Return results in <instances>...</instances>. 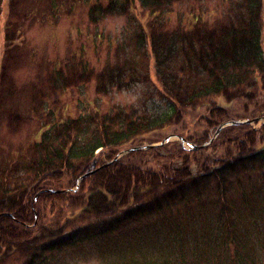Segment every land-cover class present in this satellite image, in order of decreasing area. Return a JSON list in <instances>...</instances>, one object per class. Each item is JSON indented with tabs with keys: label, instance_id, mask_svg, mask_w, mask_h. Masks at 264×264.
Returning <instances> with one entry per match:
<instances>
[{
	"label": "trees",
	"instance_id": "obj_1",
	"mask_svg": "<svg viewBox=\"0 0 264 264\" xmlns=\"http://www.w3.org/2000/svg\"><path fill=\"white\" fill-rule=\"evenodd\" d=\"M178 1L68 2L70 7L72 2L73 7L78 2L85 5L94 25L108 16H125L127 24H136L132 56L117 53L114 62L96 73L81 55L76 63L78 80L95 72L100 94L128 88L149 80L150 71L141 68L139 56L144 60L150 56L166 103L66 118L41 132L26 158L0 160V264H51L65 249L99 244L125 225L152 217L161 218L169 230L172 251L159 248L166 234L151 236L156 245L128 257L130 241L120 249L107 242L110 246L102 257L107 256L100 264L183 262L188 233L192 253L228 255L233 264L260 262L264 122L259 128L245 122L226 125L212 141L213 133L198 142L185 131V138L196 145L211 142L187 149L174 141L130 151L112 161L120 148L134 146L127 144L140 135L181 122L186 109L206 106L205 119L215 131L228 118L209 98H252L258 84L264 93L262 0H229L222 16L210 20L189 12L173 24L170 13ZM116 47L124 50L122 43ZM103 154L111 162L80 180ZM150 161L155 167L147 166ZM181 216L194 222L200 234L184 231L178 225ZM141 234L135 232L133 237L139 245L146 240Z\"/></svg>",
	"mask_w": 264,
	"mask_h": 264
},
{
	"label": "rangeland",
	"instance_id": "obj_2",
	"mask_svg": "<svg viewBox=\"0 0 264 264\" xmlns=\"http://www.w3.org/2000/svg\"><path fill=\"white\" fill-rule=\"evenodd\" d=\"M70 1L72 0H2L1 2L0 160L3 162L29 156L32 145L40 139L41 132L49 125L66 118H75L96 111L102 113L123 107L140 110L152 102L160 106L166 103L154 77L150 56L149 60L139 56L142 61L141 68L150 71L149 80L143 83L137 81L128 88L114 87L106 94L96 91L95 75L102 67L114 62L117 53L133 55L135 41L133 30L136 24L131 22L127 24L125 16H108L97 25L91 24L88 21L86 6L78 2V5L73 7L72 2L70 7L68 4ZM9 4L12 6L10 7ZM228 5L229 0H181L173 3L170 21L174 24L179 16L186 17L189 12L202 13L205 19L211 20L214 16H222ZM137 6L136 10L139 12ZM142 21L144 23V20ZM261 22V47L264 55V0H262ZM125 26L130 28L128 32L125 31ZM5 35L9 38H5ZM121 43L124 44V50H120V46L116 47ZM81 55L90 63V66L95 68L96 73H89L86 79L78 80L80 69L76 63ZM58 73L61 75L56 79ZM260 86L258 84L257 93L252 98L240 97L227 101L222 96H216L209 100L215 101L226 112L228 120L225 122L262 117L264 116V93L261 92ZM205 107L186 109L181 122L140 135L127 145L157 144L164 137L172 135L168 142L161 145L177 141L187 149L191 146H205L220 131L216 134L220 125L213 131L208 124L205 119L208 117ZM263 122L264 118L251 124L254 128H259ZM185 131L198 139V142L204 141L212 133L213 139L196 145L185 138L188 137ZM179 137L186 139V142L182 143ZM128 148L130 147L120 148L117 155ZM161 153L165 155L167 152ZM97 162L86 171L89 172L86 176L111 161L107 160L106 155L103 154ZM147 166L155 167L153 161L148 162ZM81 177L80 180L84 178ZM49 216L53 221L56 220L55 215ZM193 223L184 216L178 219V225L184 231L199 233L198 229H194ZM163 225L164 222L158 217L134 221L125 225L119 233L109 237L107 241L99 244L84 243L63 250L51 264H100L107 256L104 254L102 257L105 247L110 246L107 242H113L114 247L120 249L130 241L133 247L130 248L131 252H127V257L134 256L139 254V251L156 245L157 242L155 243L151 236L157 238L161 234L166 236L163 237L159 248L170 252L173 250H169L173 241L169 230ZM208 229L210 232L212 226ZM135 232L142 233L141 235L146 237L140 245L138 240L133 241ZM187 235L186 260L177 264L234 263L228 255L214 257L204 250L200 253L199 250L192 253L190 247L193 246V240L190 233ZM137 247L141 249L138 250ZM260 252V262H254V264H264V251Z\"/></svg>",
	"mask_w": 264,
	"mask_h": 264
},
{
	"label": "water",
	"instance_id": "obj_3",
	"mask_svg": "<svg viewBox=\"0 0 264 264\" xmlns=\"http://www.w3.org/2000/svg\"><path fill=\"white\" fill-rule=\"evenodd\" d=\"M262 118H264V116H262V117H255V118H252V119L241 120V121H228V122L222 123V124L217 128V130H216V134H217V132H218L222 127H224V126L227 125V124H234V123H241V122H245V123H253V122H257L259 119H262ZM173 136H174V135H173ZM171 137H172V135H168V136L164 137L163 140L160 141V142L157 143V144H147V145H143V146H134V147H130V148H128V149L122 151L119 155H117V156L115 157V159H117L119 156L124 155V154H126V153H128V152H130V151L140 150V149H146V148H149V147H152V146L161 145V144H163V143H165V142H168V141L170 140ZM177 138H178V136H177ZM179 139L181 140L182 143L186 142L185 139L182 138V137H179ZM211 139H213V138H211ZM211 139H210V140H211ZM202 146H204V145H202ZM191 147H192V148H197L196 146H191ZM91 166H95V161H93V163H92ZM88 173H89V172H86L82 177L86 176ZM82 177H81V178H82Z\"/></svg>",
	"mask_w": 264,
	"mask_h": 264
}]
</instances>
